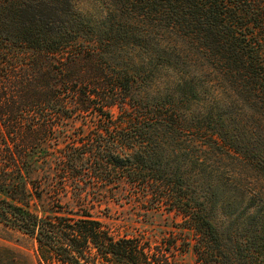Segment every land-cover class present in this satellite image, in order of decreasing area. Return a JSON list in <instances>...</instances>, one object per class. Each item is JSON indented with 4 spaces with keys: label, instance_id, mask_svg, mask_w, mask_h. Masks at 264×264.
Instances as JSON below:
<instances>
[{
    "label": "trees",
    "instance_id": "1",
    "mask_svg": "<svg viewBox=\"0 0 264 264\" xmlns=\"http://www.w3.org/2000/svg\"><path fill=\"white\" fill-rule=\"evenodd\" d=\"M126 193L174 240L117 233ZM0 223L38 264H264V0H0Z\"/></svg>",
    "mask_w": 264,
    "mask_h": 264
},
{
    "label": "rangeland",
    "instance_id": "2",
    "mask_svg": "<svg viewBox=\"0 0 264 264\" xmlns=\"http://www.w3.org/2000/svg\"><path fill=\"white\" fill-rule=\"evenodd\" d=\"M121 197H123L122 203L112 202L110 204V213L113 219L106 220L111 223L117 233H137L140 231L149 236L151 241H159L162 237H165V240H174L171 236V231H174V228L166 222L164 215L158 214L149 218L146 215L138 220V216L133 214L136 213L134 205L127 203L129 201L127 199L128 194H123ZM242 208L238 206L226 208L224 212L217 211L214 218L220 228H223L225 232H231L230 236L226 235L224 244L227 247H232L234 252H237L238 247L245 249L248 244L252 246L247 241L254 243V245L257 242L253 238H248L239 223L234 222L240 217L239 213L242 212ZM99 215L102 216L101 213ZM233 231L234 233H232ZM35 246L33 239L0 223V264H38ZM174 259L177 264H196L191 250L178 252Z\"/></svg>",
    "mask_w": 264,
    "mask_h": 264
}]
</instances>
